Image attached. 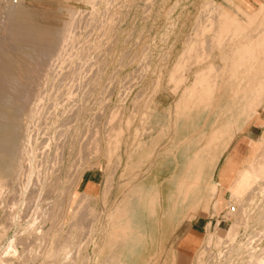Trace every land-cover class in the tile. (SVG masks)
<instances>
[{"label": "rangeland", "instance_id": "rangeland-1", "mask_svg": "<svg viewBox=\"0 0 264 264\" xmlns=\"http://www.w3.org/2000/svg\"><path fill=\"white\" fill-rule=\"evenodd\" d=\"M224 10L241 24L228 27V34L241 36L219 42L213 34ZM253 11L258 22L264 19V0H0V87L9 97H19L22 113H17L10 173L0 177V264H197L200 259V264H264L262 185L256 180L254 193L237 202L243 206L244 216H236L244 217L239 229L244 236H226L235 216L228 215L229 221L223 217L230 206L226 185L236 176L235 167L251 141L264 139V89L255 114L244 124L246 112L227 110L231 51L256 28L244 14ZM65 27L72 36L62 59L55 62L50 52L35 57L44 39L61 36ZM191 44L203 45L205 59H185L178 80H171L173 66ZM208 65L218 74L211 97H182L196 72ZM35 66L36 75H75L79 83L58 87L49 99L45 85L37 117L29 112L40 81L29 77ZM69 91L65 112L52 109L51 101ZM254 122L261 131L248 139ZM95 128L98 145L90 141ZM216 129L221 134L206 151L216 162L211 177L216 194L206 209L202 202L180 217H165V183L178 170L176 164L201 150ZM27 131L30 143L25 142ZM227 163L233 168L225 177L221 170ZM82 173L92 175L98 186L84 189ZM107 181L110 188L104 194ZM85 191L93 196L97 216L88 215L77 225V219L75 224L70 219ZM214 231L222 236L218 243ZM132 232L139 243L128 250Z\"/></svg>", "mask_w": 264, "mask_h": 264}, {"label": "bare ground", "instance_id": "bare-ground-1", "mask_svg": "<svg viewBox=\"0 0 264 264\" xmlns=\"http://www.w3.org/2000/svg\"><path fill=\"white\" fill-rule=\"evenodd\" d=\"M244 14H245V17H247V19H248V21H247L248 25L252 26V24H254L256 22L257 26L254 29L253 28L251 29V27H250L251 32L253 30V33L251 35L246 33L244 36H242L241 38H243V40L240 42L239 45L234 46L232 51H231L230 65L227 69L228 78L231 81L229 83L230 84V90H231V103L228 106L226 105L227 107H229V108H227V110H230V111H232L233 108L236 107L234 109H237L238 115L239 114L242 115L245 112L247 113V117L242 124H244L247 120H249L255 114L256 107L260 103L261 95H262V92L264 89V27H262V25H264V19H262L261 21L258 22L256 20L255 11H253L252 13L244 12ZM248 25H247V27H248ZM230 26L241 27V24L235 18V16L234 17L231 16L229 13H227L224 10V12L222 14V20L218 24V30L216 31L217 33L213 34L214 35L213 39H215L216 41H219V42H223V40H225L229 36H230L229 39H233V38L238 39L241 36V32L240 33L233 32L232 35H229L228 32L230 30H228V27H230ZM244 26H245V24H244ZM68 28L65 27L63 29L61 36H57L56 34H51L49 37L45 38L44 42H43L44 44H42L43 46L40 48L39 52L36 53L38 55H36L35 57H38L39 55H46L49 57V55H47L46 53L50 52V55H51L50 57H54L55 62L58 61V59L59 60L62 59L63 51L64 50L66 51L65 46H67L66 45L67 40L70 38L69 36L71 35L69 33L70 29L68 30ZM248 29H246L245 31H247ZM242 31H244V29H242ZM204 36H205V34H204ZM205 37L207 38V36H205ZM212 43H214V42H212ZM207 44H209V43H207ZM211 45H213V44H211ZM205 46L208 47V45H205ZM224 46H225V44H224ZM203 50L204 49H203L202 44L198 48H196L192 44L187 46L186 49L179 56L178 60L176 61V64L173 66V69H172L171 74H170V79L171 80H178V74L180 73L181 64H183L185 59L190 58L192 55L194 56V62L195 63L202 62L205 59V55L203 53ZM29 58H32V57L29 56ZM39 58H41V57H39ZM52 60H53V58H52ZM52 60H51V62H52ZM45 64L48 65L47 63H45ZM49 64H50V62H49ZM6 65H8V64H6ZM24 65H27V64H24ZM36 66H37V64H36ZM36 66H35V68H33V67L31 68V71H30L31 74L29 75V77H33L31 81H33V79H34V81L40 80L36 83L37 88L35 87L36 91L34 93V102H33L32 108L29 111L32 114H34L36 112L39 113L40 106L42 105L43 100H44L43 94L46 93L44 90L45 85L49 86V90H48L49 92L47 94L48 97L46 96V98H48V99H49V95H51L52 97L51 96L50 97L53 98L57 94V92L59 93L58 89L62 85L67 86V88L76 87L79 85L78 80H77L78 78L75 75H66V74L65 75H61V74H53L52 75V74H47L48 71L44 74L42 73V74L36 75L35 74L37 72L36 70H38L36 68ZM28 69H27V71H28ZM53 71H54V69H53ZM48 73H50V72H48ZM219 75H221V73H219ZM194 76L195 77L193 78L194 80H193L192 84L184 89V91L182 93V97H192V96H198V97L207 96L208 98L211 97L214 90L218 86V74L217 73L215 74V67L213 65H208L207 67L197 71ZM1 78L2 77L0 75V79ZM23 78H25V77H23ZM1 84H3V83H1ZM8 90H10V89H8ZM3 91H2V87H0V177H3L2 179L5 178L4 176H6L7 171H9L8 174L10 173V170H8L9 166H7V165H8V162L11 161L10 159L12 158V153H13L15 146H16V143H17V136H18V130L17 129H18V125H20L17 122V121L20 122V120L18 119V116H20V115H18L17 113L22 114L21 111H19L20 105H21L20 101H19V97H17V96L16 97H12V96L9 97L7 92L5 91L7 94L6 95ZM25 91H23V92H25ZM12 93H14V92H12ZM23 94H25V93H23ZM63 95L64 96H62V95L58 96L59 99L55 98V99H53V101H51V102H53L52 106H51L52 109H54V110L57 109V111L59 110L60 112H65L64 108H66L65 105L69 101L68 99H70V96L72 95V91L65 92ZM21 96H23V95L21 94ZM46 98H45V101H48V99H46ZM207 101H208V99H207ZM47 103H49V102H47ZM49 104H51V103H49ZM21 107H23V106H21ZM47 107H48V105H47ZM51 107L49 105V108H51ZM48 109L46 110L47 112H48ZM50 111L48 113H50ZM231 115L233 117L234 113H231ZM145 116L146 115L143 116L144 119L146 118ZM35 117H37V114L35 115ZM34 119H35L34 122H36L37 118H34ZM32 120L33 119H31L29 121H32ZM27 128H28V126H27ZM241 128H242V125H239L237 128H235V131L228 135L227 140H225L226 143L228 141H230L233 134L239 132ZM54 131L56 132V130H54ZM28 132L29 131L25 132V142L26 143H30L31 136H32L30 134V132L29 133ZM108 134H110V130L107 132L106 137H108ZM220 134H221L220 129H216V130L212 131L211 134L209 135L208 141H206L204 147L201 148V150L194 151V152H192L191 155L188 154V156H186L185 158H181L182 162H180V163L178 162L176 164V166H177L176 169H178V170H174L173 174L171 175V178L168 179L169 183H167V185L165 183V187L167 186L166 191H165V195L163 196V199H164V207H163L164 213L163 214L165 215V217H173V215L180 217V216L185 214L184 213L185 211H187L188 209L190 210L193 207H196L199 203H202V202H203V208L204 209L207 208L208 202L216 194L217 186H216L215 182L211 181L212 173H213L214 166H215L216 162L214 164L213 162L215 160L213 162L211 161L210 156L206 155V151L209 150V148H208L209 143L215 142ZM34 136H36V135H34ZM36 137H35V139H37ZM90 137H91L90 138L91 142H94L95 145L99 144V135H98V130H96V128L93 130V132H91ZM25 142H22L23 146L26 145ZM42 142H44V141L42 140ZM108 142H110V141H108ZM45 143H46V141H45ZM45 143H44V145H42L43 147L45 146ZM46 145L48 146V144H46ZM116 145L118 146V142L116 143ZM27 146H29V145H27ZM107 147L109 149V146H107ZM114 147H115V145H114ZM28 150L30 151L29 148H28ZM32 151H33V149H32ZM53 156H56V155L53 154ZM150 156H151L150 153H148L146 158H150ZM119 158L120 157H118V159ZM245 163L250 164V167H248ZM178 164H179V166H178ZM49 167L51 168V164ZM231 168H233V165L227 163L226 165H224L222 167V170H221L222 174L224 176L227 175V173L229 172V170ZM235 168L237 169L236 176L231 177L229 179L227 185H226V187L228 188V191H229L228 197L226 199L229 200L230 206H229V209L225 211L223 217L226 220H228V218H229L228 215L235 216V218H233L234 219L233 221L228 220L230 227H228L229 229L227 231L228 233H226L227 234L226 236H244L243 233L239 231L240 225H243V222H244L243 221L244 217L243 218L241 217V216H244L242 213V209H243L242 207L243 206H242V203L239 204V206H238L237 202L239 201L238 203H240V200L243 198V196L245 194L251 195L252 193H254V191L256 190V180L264 188V139H261L258 141H251L250 146H249V151L247 153H245L243 159H241V163L239 162V165H237ZM9 169H10V167H9ZM17 169H16V171H17ZM224 180L225 179H223V181ZM1 181L2 180H0V186L3 187V183ZM109 182L110 181L106 182V185L104 188V194H106L110 188ZM23 194H24V192H23ZM92 202H93V196L91 194L87 193L86 191L82 192L81 195L76 200L74 212L71 216L70 222H73L75 224L76 223L75 220L77 219V225H78V224H82L83 222L87 221L85 219L86 218L88 219L89 216H92V217L93 216L95 217V215L97 216V213L94 212V209L92 207ZM214 206H215V203H213V207ZM257 209H260V208H257ZM261 210H262L261 212H263L262 215H264V205L261 206ZM237 212H239V214L241 213L242 215L236 216ZM152 213H153V211H152ZM85 214H87V216ZM258 215L261 216L260 214H258ZM259 216H257L259 218V219L257 218V220H260ZM262 217L263 216H261V219H262ZM83 218H84V221L81 223V220ZM183 219H185V218H183ZM263 219H264V217H263ZM87 223H85L86 226H87ZM217 224H219L218 221H217ZM132 228H134V227H132ZM259 230H260V236H261V234L264 235V221H263V225H262L261 229H259ZM214 232H215V236L217 238V243H218L221 241L222 236L219 233H217L216 231H214ZM132 233H131V237H130L131 240L129 239V241H127L128 242V246H127L128 250H132V248H134V246L137 245V243H139L136 239L138 236H136V235L142 234L140 232L137 233V231L135 232L136 235L134 232H132ZM251 239H253V238H251ZM208 241H210V238ZM249 241H252V240H249ZM53 249H54V247H53ZM106 255L109 256L108 260L111 263V257L113 256L112 253H109ZM128 255H130V254L128 253ZM201 257H202V255H201ZM260 258L263 259V256ZM174 260H175V258H174ZM198 260L199 259H197V261ZM258 260H259V258H258ZM198 262L202 263L201 259ZM198 262H197V264H200Z\"/></svg>", "mask_w": 264, "mask_h": 264}, {"label": "crops", "instance_id": "crops-1", "mask_svg": "<svg viewBox=\"0 0 264 264\" xmlns=\"http://www.w3.org/2000/svg\"><path fill=\"white\" fill-rule=\"evenodd\" d=\"M255 123V124H254ZM252 123L251 125L248 126L247 132H246V138L248 139H253V135H256L258 131H261L262 126L257 124L256 122ZM258 130V131H257ZM83 174V173H82ZM80 184L83 185V188L86 189V187H95L98 186V181L92 177V175H86L85 173L80 177Z\"/></svg>", "mask_w": 264, "mask_h": 264}]
</instances>
